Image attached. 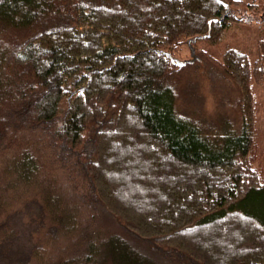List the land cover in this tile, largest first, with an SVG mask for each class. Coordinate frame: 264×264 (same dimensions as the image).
<instances>
[{
	"label": "trees",
	"instance_id": "16d2710c",
	"mask_svg": "<svg viewBox=\"0 0 264 264\" xmlns=\"http://www.w3.org/2000/svg\"><path fill=\"white\" fill-rule=\"evenodd\" d=\"M238 3L0 0V264H264V39L252 63L199 47ZM200 60L235 83V129L178 107Z\"/></svg>",
	"mask_w": 264,
	"mask_h": 264
},
{
	"label": "rangeland",
	"instance_id": "374dc122",
	"mask_svg": "<svg viewBox=\"0 0 264 264\" xmlns=\"http://www.w3.org/2000/svg\"><path fill=\"white\" fill-rule=\"evenodd\" d=\"M239 1L241 3L236 4L233 11L239 16L240 21L231 24L223 35L222 43L215 47L200 43L199 47L217 59H220V51L224 47H235L246 53L252 63L258 55L259 41L264 39V21H258L259 14L264 10V0ZM246 4L250 5L245 6ZM189 55L191 51L186 44L176 52L179 58ZM199 63L183 82L180 91L182 98L177 97L178 107L184 116L204 127L202 130L206 132L211 129V133L214 134L215 130L218 132L219 129H224L221 126L228 128V125L229 130L235 129L240 121L237 109L238 90L235 83L214 65L201 60ZM254 91L258 100L256 141L257 147L264 152V78L255 83Z\"/></svg>",
	"mask_w": 264,
	"mask_h": 264
}]
</instances>
